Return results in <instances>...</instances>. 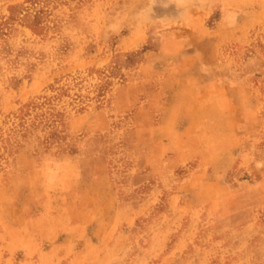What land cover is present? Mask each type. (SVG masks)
Returning <instances> with one entry per match:
<instances>
[{
	"label": "rangeland",
	"instance_id": "1",
	"mask_svg": "<svg viewBox=\"0 0 264 264\" xmlns=\"http://www.w3.org/2000/svg\"><path fill=\"white\" fill-rule=\"evenodd\" d=\"M0 264H264V0H0Z\"/></svg>",
	"mask_w": 264,
	"mask_h": 264
},
{
	"label": "crops",
	"instance_id": "2",
	"mask_svg": "<svg viewBox=\"0 0 264 264\" xmlns=\"http://www.w3.org/2000/svg\"><path fill=\"white\" fill-rule=\"evenodd\" d=\"M194 122V118H193V120H192V122L191 123H193Z\"/></svg>",
	"mask_w": 264,
	"mask_h": 264
},
{
	"label": "trees",
	"instance_id": "3",
	"mask_svg": "<svg viewBox=\"0 0 264 264\" xmlns=\"http://www.w3.org/2000/svg\"><path fill=\"white\" fill-rule=\"evenodd\" d=\"M34 1V0H33Z\"/></svg>",
	"mask_w": 264,
	"mask_h": 264
}]
</instances>
